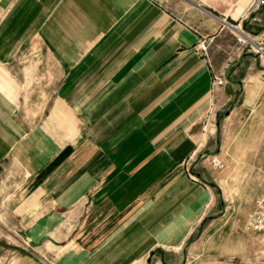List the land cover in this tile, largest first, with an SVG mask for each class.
Wrapping results in <instances>:
<instances>
[{
    "label": "crops",
    "instance_id": "crops-1",
    "mask_svg": "<svg viewBox=\"0 0 264 264\" xmlns=\"http://www.w3.org/2000/svg\"><path fill=\"white\" fill-rule=\"evenodd\" d=\"M252 2L6 0L0 210L20 219L30 249L9 264L210 255L230 216L194 157L208 120L264 77L231 27L264 47V6ZM24 54L30 85L15 63Z\"/></svg>",
    "mask_w": 264,
    "mask_h": 264
},
{
    "label": "rangeland",
    "instance_id": "rangeland-1",
    "mask_svg": "<svg viewBox=\"0 0 264 264\" xmlns=\"http://www.w3.org/2000/svg\"><path fill=\"white\" fill-rule=\"evenodd\" d=\"M6 7V0H0V16ZM15 61L24 67L21 81L32 84L33 57L24 54ZM12 76L0 67V87L7 88ZM207 125L206 132L201 131V141L205 139L206 143L194 159L201 163V171L214 186L230 220L221 236L205 246L210 255L203 261L200 257L187 263L264 264V237L245 228L255 211V201L264 195V77L246 82L241 98L221 110L217 117H211ZM215 161H219L220 167L214 165ZM19 220L0 210V258H5L0 259V264H9L23 252H30L26 230ZM11 251L15 252L11 255ZM196 254L195 249L193 257Z\"/></svg>",
    "mask_w": 264,
    "mask_h": 264
},
{
    "label": "built area",
    "instance_id": "built-area-1",
    "mask_svg": "<svg viewBox=\"0 0 264 264\" xmlns=\"http://www.w3.org/2000/svg\"><path fill=\"white\" fill-rule=\"evenodd\" d=\"M251 5L254 7H262L264 6V0H253ZM231 27L239 34V37L237 38L239 44L248 46V48L252 50V52L256 54L260 59H264L263 45L255 43L249 35L241 31L240 29H237L235 26ZM197 47L205 51V46L202 42L198 43ZM222 82L223 81L220 79L215 80L216 85H221ZM214 165L220 167L219 161H215ZM245 228L248 231L257 233L264 237V195L255 201V211L247 220Z\"/></svg>",
    "mask_w": 264,
    "mask_h": 264
}]
</instances>
